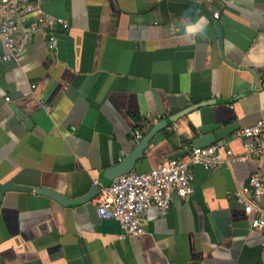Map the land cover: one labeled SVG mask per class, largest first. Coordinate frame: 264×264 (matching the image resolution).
Instances as JSON below:
<instances>
[{"label":"crops","instance_id":"obj_1","mask_svg":"<svg viewBox=\"0 0 264 264\" xmlns=\"http://www.w3.org/2000/svg\"><path fill=\"white\" fill-rule=\"evenodd\" d=\"M32 1L64 23L53 53L37 33L21 61H0V197L13 183L80 198L132 152L138 130L203 102L216 101L159 132L134 172L232 124L240 129L220 141L241 153L238 132L264 119V0ZM258 168L195 167L194 194L174 196L164 216L152 206L145 233L127 239L96 198L67 207L8 191L0 264H264V231L236 197Z\"/></svg>","mask_w":264,"mask_h":264},{"label":"built area","instance_id":"obj_2","mask_svg":"<svg viewBox=\"0 0 264 264\" xmlns=\"http://www.w3.org/2000/svg\"><path fill=\"white\" fill-rule=\"evenodd\" d=\"M35 12L37 19L26 26L23 18ZM56 23L63 24L64 21L43 13L32 0H0V39L8 51L0 61H21L25 48L37 33L48 38V48L53 53L57 43ZM146 129L150 130L151 125ZM143 136L144 132L138 130L136 142ZM238 138L243 140L241 153L234 152L225 141H219L204 148L194 147L182 158L169 159L151 171H133L116 178L110 187L101 189L94 201L99 216L120 223L123 230L121 239L143 235L144 218L152 206H157L164 216L174 196L187 200L194 194L195 167H231L256 159L259 160V168L237 191L236 197L245 213L252 217L251 228L264 231V209L261 206L264 197V119L239 131Z\"/></svg>","mask_w":264,"mask_h":264},{"label":"water","instance_id":"obj_3","mask_svg":"<svg viewBox=\"0 0 264 264\" xmlns=\"http://www.w3.org/2000/svg\"><path fill=\"white\" fill-rule=\"evenodd\" d=\"M215 103L216 101L214 100L203 102L197 106H192L190 108H187L186 110H183L169 118H166L156 123L151 128V130L136 144L132 152L126 158H124L118 165L108 170H105L101 174L100 186H95L88 194L80 198L70 199L66 195L60 194L50 189H46V188H35L34 189V188H29V187L20 186V185L11 183V184H7L4 187V190L0 197V206H1V201L5 193L11 190H15L19 192H35L38 195H45L67 207H75V206H78L84 203L91 202L99 195L103 187H110L116 178L134 171L135 166L138 163V161L145 157V152L149 149L150 142L154 139V137L159 132L163 131L170 124L176 123L178 120L188 115L191 111L196 110L200 107L208 106V105L215 104ZM239 129H240L239 124H232L230 126L220 128L212 133H208V134H204L202 136L196 137L194 139V145L196 148H204V147L211 146L220 140H224V139L231 137Z\"/></svg>","mask_w":264,"mask_h":264}]
</instances>
